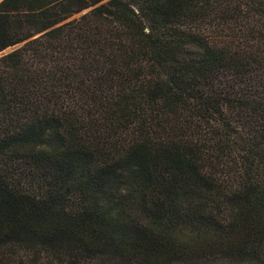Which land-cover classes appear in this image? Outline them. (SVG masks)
<instances>
[{
	"label": "trees",
	"instance_id": "trees-1",
	"mask_svg": "<svg viewBox=\"0 0 264 264\" xmlns=\"http://www.w3.org/2000/svg\"><path fill=\"white\" fill-rule=\"evenodd\" d=\"M217 260L264 264V0H0V264Z\"/></svg>",
	"mask_w": 264,
	"mask_h": 264
},
{
	"label": "rangeland",
	"instance_id": "rangeland-1",
	"mask_svg": "<svg viewBox=\"0 0 264 264\" xmlns=\"http://www.w3.org/2000/svg\"><path fill=\"white\" fill-rule=\"evenodd\" d=\"M208 264H238V263H233V262H230V261L217 260V261L209 262ZM242 264H255V263H242Z\"/></svg>",
	"mask_w": 264,
	"mask_h": 264
}]
</instances>
